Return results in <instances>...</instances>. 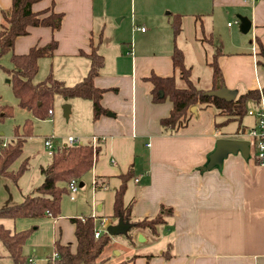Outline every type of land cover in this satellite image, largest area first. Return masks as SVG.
<instances>
[{
    "label": "crops",
    "instance_id": "0c3cea01",
    "mask_svg": "<svg viewBox=\"0 0 264 264\" xmlns=\"http://www.w3.org/2000/svg\"><path fill=\"white\" fill-rule=\"evenodd\" d=\"M11 4L12 0H0V25L2 11L9 10ZM48 8L63 13L59 29L29 26L25 35L14 40L13 52L26 53L32 46L54 39L53 55L38 60V71L45 76L51 71L72 85L87 74V54L93 43L104 58L94 85L103 89L100 103L105 112L92 119L90 100H64L70 105L67 120L73 119L74 131L58 145L70 144L68 136L76 141L98 139L99 153L81 178L89 182V191L79 192L85 186V181L79 180L82 185L74 198H69L72 204L60 205L58 217L0 220L12 232L32 228L22 247L29 264H49L56 242L76 250L71 218L92 216L100 232L116 224L117 219L110 221L114 218V189L120 184L118 174L127 171L132 177L127 181L124 202L133 201L134 218L154 216L161 205L171 207L172 214L159 226L157 236L134 230L131 241L126 237L123 253L118 249L117 254L123 257L112 264L122 260L125 264H264V166L237 152L228 154L219 170L199 169L217 138L247 140L245 133L254 125L255 116L249 114L251 122L242 124L218 115L212 105L193 106L184 126L164 129L160 119L169 114L171 101L153 102L152 83L147 80L151 73L174 76L177 87L186 86L172 63L176 46L183 53L190 81L197 88L212 90L208 62L219 47L223 85L236 89V96L240 87L243 92L260 89L264 85V53L260 51L264 48V0H38L31 5L34 12ZM124 15L128 23L121 27ZM175 15L180 20L176 35L171 27ZM230 15L239 21L241 17L250 20L249 38L240 36L226 21ZM139 22H146L148 29L138 30ZM239 32L243 34L240 28ZM259 102L264 110V97ZM235 122L236 126H229ZM26 141L13 170L23 159L28 160L38 145L48 155L42 140L36 147L32 140ZM40 167L43 165H39V173ZM96 176L104 177L103 187H94ZM37 185L23 188L19 181L0 176V207L21 202ZM78 192L82 197L77 200ZM108 244L96 264H105ZM0 264H15L4 246L0 247Z\"/></svg>",
    "mask_w": 264,
    "mask_h": 264
},
{
    "label": "trees",
    "instance_id": "16d2710c",
    "mask_svg": "<svg viewBox=\"0 0 264 264\" xmlns=\"http://www.w3.org/2000/svg\"><path fill=\"white\" fill-rule=\"evenodd\" d=\"M38 0H12L9 10L2 11V23L0 25V58L9 55L11 67H0L10 77L11 89L18 101V105L26 109L31 118L45 119L51 114L55 95L63 98H83L92 103V119L98 118L105 109L100 100L103 89L94 85V78L104 65V58L97 53L96 45L90 42L89 69L87 74L72 85L65 84L54 77L51 71L40 81L33 79L38 72V60L41 57H51L56 47L53 39L43 46H32L28 52L16 54L13 52L14 40L20 35H25L29 26L50 27L52 31L59 29L63 17L62 12H56L52 8L34 12L31 5ZM173 34L180 31L179 16L175 15L171 23ZM211 42V39L208 38ZM261 53L264 48L261 46ZM220 55L219 47L211 56L208 65L211 68L212 89H218L223 85V75L218 64ZM173 66L178 69L180 77L185 81V87L175 85L174 76L161 77L151 73L147 80L152 83L151 95L153 102H161L165 98L171 101L169 114L160 119L161 126L169 129H177L184 126L191 114L193 106L212 105L218 115L227 116V120L241 118L247 114V101L257 103L264 97V85L258 89H246L239 93L233 100L207 95L206 91L197 88L189 79V68L184 63L182 51L174 46L172 54ZM13 107L0 103V121L6 117H12ZM27 118L22 124V133L18 135L19 126L13 129V138L3 141L0 137V176L8 177L17 183L19 177L28 168V160L23 159L16 170L12 164L22 153L23 144L32 135V119ZM5 142V145L2 143ZM99 153L97 146L91 142H79L73 144L58 145L50 156L46 166L40 167L42 181L24 195L23 200L15 205L0 207V220L3 218H38L44 215L58 217L60 215V202L64 194L68 193L67 184L70 179L78 181L92 168ZM120 184L114 189L112 216L130 225L123 233L129 241L132 239V231L147 230L153 236L159 234V226L165 223V218L172 214V208L161 205L158 212L151 217L134 218L132 215L133 201L124 202V193L127 181L132 177V172L118 174ZM104 177L94 178V187L101 188L105 185ZM75 223L76 250L72 252L70 245L54 244L56 257L49 264H96L97 259L110 242L111 235L106 230L98 237L94 236L96 222L92 216L71 218ZM32 228L12 232L0 222V242L6 250V254L12 258L15 264H29L27 257L22 252V247L30 235ZM169 252V251H168ZM164 256L170 253L163 252ZM126 260L116 264H125Z\"/></svg>",
    "mask_w": 264,
    "mask_h": 264
},
{
    "label": "rangeland",
    "instance_id": "374dc122",
    "mask_svg": "<svg viewBox=\"0 0 264 264\" xmlns=\"http://www.w3.org/2000/svg\"><path fill=\"white\" fill-rule=\"evenodd\" d=\"M127 21H128V16L124 15L121 22H119L120 26L123 27L124 25H126L128 23ZM226 21H229V23L232 25V28L237 29V32L240 36L244 38H249V34H250L249 32H247L246 34L245 33L242 34L239 32L240 21L238 17L236 16L232 17L230 15ZM138 24H139L138 30H140L141 27H143V29H148V24L146 22H141V23L139 22ZM130 28L132 31V24H130ZM227 34H229V32H227ZM0 64L5 67H11V63L9 61L8 55L2 56L0 58ZM41 70H44L43 65L41 66ZM42 72L43 71L40 70L38 71V73L33 79L34 82L40 81L45 77V74H42ZM209 73L210 72H207L206 75L209 76ZM9 79L10 77L0 67V103L8 104L13 107L12 117H6L2 121H0V131L3 132V135H0V137L5 142L13 138L14 135L13 129L15 126H19L20 128L25 119L31 118L29 112L18 105V101L12 92L11 82ZM241 92H243L242 87L239 88V93ZM64 100L65 98L61 97L60 95H55L52 104L53 114L51 112V114L45 119L31 118L33 136L30 137L29 139L27 138L26 142H31L32 140V142L36 147L38 145V142L41 141L44 136H52L58 142V144H61L63 142V138H66L69 132L74 131L73 119L67 120L63 116L62 105L68 103V102H64ZM246 105L248 110H253V111H257L261 107L260 102L257 103L256 101L253 100H248ZM251 118L252 117L249 114H245L241 118L242 124H249L252 120ZM229 126L230 127L236 126V122ZM21 133L22 130L20 131V135ZM80 141L87 142V138H82L81 140L75 141L74 143H79ZM29 155L30 157L28 159V168L22 173V175L18 179L20 186H22L23 188L40 184L42 181V175L39 173V165L45 166L50 161L49 156L44 154L42 151H40L39 145L37 146V148L31 151ZM81 181H85V186L79 188L80 189L79 192L81 193V191L82 192L85 191L86 188H88L89 191V182L88 181L86 182V178L81 179ZM79 192L76 194L77 200L80 197H82L81 195H79L80 194ZM60 204L65 206H70L72 204L67 194L63 195ZM110 221L116 222V219L113 218L110 219ZM127 244L128 241L124 234L114 235L113 241H111L110 244H108L107 249L105 251L107 254V260L105 264H112L113 261L120 260L123 256L122 255L119 256L117 252L121 249L123 253L124 251L123 247L127 246ZM0 247L3 248L1 243H0Z\"/></svg>",
    "mask_w": 264,
    "mask_h": 264
},
{
    "label": "water",
    "instance_id": "95a60500",
    "mask_svg": "<svg viewBox=\"0 0 264 264\" xmlns=\"http://www.w3.org/2000/svg\"><path fill=\"white\" fill-rule=\"evenodd\" d=\"M251 26V22L246 17L240 18V30L243 33H246ZM264 59V56H263ZM262 68L264 70V61L262 64ZM207 95L215 96L226 101L233 100L236 97L237 90L236 89H229L222 85L218 89H212L206 91ZM70 111V105L68 103L62 105V112L63 116L67 119L68 114ZM194 111V107L192 108ZM250 146L249 141L246 139H238V138H226L220 137L217 138L214 142L213 148L208 152L206 155V161L202 166L199 167L200 170H208V169H220L222 166L223 159L230 153L235 154L239 152L244 159H248ZM79 186L82 185L81 182L78 184ZM130 225L124 222L122 219H119L116 224H110L106 227V232L113 236L117 234H123L129 229ZM138 241H142V235L138 234L137 237Z\"/></svg>",
    "mask_w": 264,
    "mask_h": 264
},
{
    "label": "built area",
    "instance_id": "2783aa9c",
    "mask_svg": "<svg viewBox=\"0 0 264 264\" xmlns=\"http://www.w3.org/2000/svg\"><path fill=\"white\" fill-rule=\"evenodd\" d=\"M247 113L254 115L256 118L254 125L247 129L245 133L247 140L249 141L250 158L256 163L264 166V110L262 107H260L257 111L248 110ZM67 139L70 144H73L76 141L72 136H68ZM42 141L45 152L51 156L58 146L57 141L52 136H44ZM90 142L93 146H96L98 139L96 137H92ZM2 145H5V142H3ZM77 189L78 180L74 178L70 179L67 184V190L70 199L74 198V193L77 191ZM100 233V230L96 228L94 231V236L98 237ZM56 256V253H54L53 257L55 258ZM28 261L30 262V259Z\"/></svg>",
    "mask_w": 264,
    "mask_h": 264
}]
</instances>
